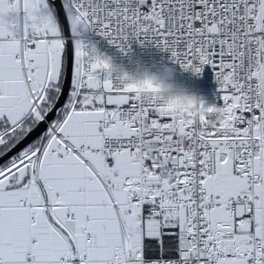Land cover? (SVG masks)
Masks as SVG:
<instances>
[{"label": "snow or ice", "instance_id": "snow-or-ice-1", "mask_svg": "<svg viewBox=\"0 0 264 264\" xmlns=\"http://www.w3.org/2000/svg\"><path fill=\"white\" fill-rule=\"evenodd\" d=\"M89 29L212 66L225 122L113 79ZM0 264H264V0H0Z\"/></svg>", "mask_w": 264, "mask_h": 264}, {"label": "built area", "instance_id": "built-area-1", "mask_svg": "<svg viewBox=\"0 0 264 264\" xmlns=\"http://www.w3.org/2000/svg\"><path fill=\"white\" fill-rule=\"evenodd\" d=\"M90 47L99 48L113 61L130 73H136L142 67L163 68L179 83L184 84L188 90L196 92L208 102L222 105L218 91L219 85L215 79L212 66L205 65L201 73L192 69H185L171 58V54L151 42H140L131 39L121 48L118 44L110 42L108 38L99 34L95 29L84 30L77 37ZM106 76L107 73H102ZM113 79L118 77L111 73ZM119 80V79H118ZM140 90V89H139Z\"/></svg>", "mask_w": 264, "mask_h": 264}, {"label": "clouds", "instance_id": "clouds-1", "mask_svg": "<svg viewBox=\"0 0 264 264\" xmlns=\"http://www.w3.org/2000/svg\"><path fill=\"white\" fill-rule=\"evenodd\" d=\"M85 55L94 62L107 65V71L115 74L125 85H136L140 94H151L159 97L165 104L181 114H191L193 117H205L207 123L215 127L217 123L226 120V109L223 105L208 102L201 95L190 91L177 82L172 75L163 68L142 67L136 73H130L116 64L111 57L99 48L89 46L83 42Z\"/></svg>", "mask_w": 264, "mask_h": 264}, {"label": "water", "instance_id": "water-1", "mask_svg": "<svg viewBox=\"0 0 264 264\" xmlns=\"http://www.w3.org/2000/svg\"><path fill=\"white\" fill-rule=\"evenodd\" d=\"M54 2L56 3V6L59 7L60 0H54Z\"/></svg>", "mask_w": 264, "mask_h": 264}]
</instances>
